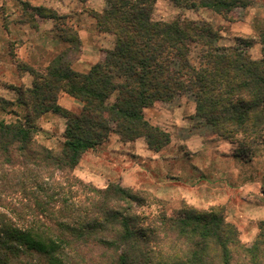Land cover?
Segmentation results:
<instances>
[{
  "label": "trees",
  "instance_id": "16d2710c",
  "mask_svg": "<svg viewBox=\"0 0 264 264\" xmlns=\"http://www.w3.org/2000/svg\"><path fill=\"white\" fill-rule=\"evenodd\" d=\"M173 1L224 17L251 2ZM105 2L91 17L100 32L116 37L115 46L84 73L73 69L82 42L66 25L69 17L25 4L28 22L60 23L57 39L67 48L45 72L25 68L32 87H19L16 100L3 101L25 115L0 121V264H264V221L246 243L223 207L182 203L170 212L149 192L97 188L74 175L81 156L113 134L123 143L145 138L151 149L168 145V134L145 110L183 97L194 102V119L210 129L207 138L239 141L245 153L264 143V29L262 57L255 60L253 39L222 46L213 22L156 21V0ZM62 94L80 101L81 109L60 106ZM47 113L66 120L61 151L37 139L36 121ZM155 205L156 211H139Z\"/></svg>",
  "mask_w": 264,
  "mask_h": 264
},
{
  "label": "rangeland",
  "instance_id": "374dc122",
  "mask_svg": "<svg viewBox=\"0 0 264 264\" xmlns=\"http://www.w3.org/2000/svg\"><path fill=\"white\" fill-rule=\"evenodd\" d=\"M26 3L31 7L45 6L61 16H68L66 25L72 26L84 43L90 42L86 50L104 52L111 46L113 49L116 42L114 35L100 32L91 17L93 12L106 7L105 0H0V27L5 30L4 36L7 35L4 44L1 42L6 52H0V121L6 123H15L25 115L21 106L3 103L16 100L15 91L19 87L25 88L18 82V78L25 75V68L45 72L47 64L67 48L57 39L60 23L38 18L28 22L26 14L31 11L26 9ZM153 18L164 22L176 18L213 22L221 29L220 45L234 46L237 38L253 39L255 44L251 55L255 60L262 57L260 33L264 29V0H251L248 7L237 8L228 17L206 8L184 9L173 0H156ZM109 35L115 42L110 41ZM184 104L187 106L182 109L183 114L168 115L164 126L154 125L168 134V145L151 149L145 138L123 143L118 135L113 134L106 143L81 156L74 175L97 188L115 184L149 192L151 197L165 201L170 212L182 203L198 210L223 207L227 220L240 231L243 242L251 243L259 232V224L264 221V143H257L245 153V147L239 141L234 144L226 141L230 143L226 146L224 140L207 138L210 129L200 125L194 115L190 116V106L194 102L187 97L156 105L175 112ZM43 116L46 118L41 121ZM43 116L36 121L40 129L37 139L47 147L61 151L66 120L53 113ZM187 118L191 119L190 124L184 120ZM197 138L210 143L213 149L209 153L213 156L211 160L212 164L215 161V168L206 169L209 158L199 153L191 155L183 145L185 141L194 140L191 145L195 147ZM139 140L143 144L135 146ZM195 167L204 168V172H197ZM178 170L183 172L178 173ZM156 209L155 205L139 211L147 214Z\"/></svg>",
  "mask_w": 264,
  "mask_h": 264
},
{
  "label": "crops",
  "instance_id": "0c3cea01",
  "mask_svg": "<svg viewBox=\"0 0 264 264\" xmlns=\"http://www.w3.org/2000/svg\"><path fill=\"white\" fill-rule=\"evenodd\" d=\"M99 12H101V10ZM28 31H29V29L26 28L25 32L28 33ZM4 33H5V30L2 27H0V52L1 51L6 52L4 46H1L2 44H4L5 38H7V35L4 36ZM105 35H107V34H105ZM107 37L110 39V41H114V38L112 36L109 35ZM81 40L83 42L82 56H81V58L78 61H76L73 64V69L75 71H77V72L84 73V72L89 71L90 68L93 65H95V64L100 62L103 50H86V48H87L86 46L89 45L90 42L84 43L85 40L82 37H81ZM1 42H2V44H1ZM108 49H112V46L110 48H108ZM55 51H56L55 53L58 52L57 50H55ZM26 61H27V58H26ZM48 65H49V63L47 64V66ZM47 66H46V68H47ZM18 82L20 84H24V86L26 88H31L32 85H33V77H32V75L29 72H26L24 76L18 78ZM58 104L60 106H62L63 108L67 109V110H70V111L74 110L75 112H78L81 109V107H82L81 102L77 101L76 99L70 97L67 94L60 95L59 100H58ZM186 106L187 105L184 104V105L180 106L177 110H175V112H171L168 109H165V108H163L160 105H155L153 107H150V108L146 109L145 110V115H147L146 117H147L148 121L151 124L161 127V126L165 125L163 122L166 121L165 118L168 115L172 116L173 114L176 115L177 113H180V112L183 114L182 109H185ZM194 114H195V105L192 104L190 106V116H192ZM45 118L46 117L43 116L41 121H44ZM184 120H186V123L188 121V123L190 124L191 119L187 118V119H184ZM183 122L185 123V121H183ZM63 126H64V129H65L66 128L65 122L63 123ZM193 141L194 140L185 141L183 145L191 153V155L192 154L194 155L195 153H199V155H206L207 156L206 159L209 158V160H207L208 166H207L206 169L215 168V161L212 164V160L211 159H212L213 156H211L210 153H209V151L211 149H213L209 145L210 143H205L202 140V138H201V140L199 138H197L198 142H197L196 146L192 147L191 144H192ZM140 144H143V141L139 140L136 143H134L135 146L136 145H140ZM229 144H230L229 142L224 141V145L227 146ZM175 169H178V168H175ZM195 169L197 170V172H200V173H202V171L204 172V168H202V167H195ZM177 172L178 173H182L183 171L182 170H178ZM215 173L216 172L214 171V174Z\"/></svg>",
  "mask_w": 264,
  "mask_h": 264
}]
</instances>
